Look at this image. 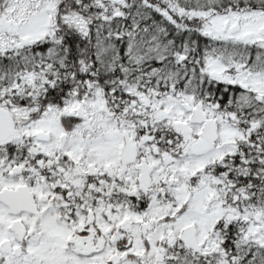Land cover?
<instances>
[{
  "label": "snow or ice",
  "instance_id": "6c2138e0",
  "mask_svg": "<svg viewBox=\"0 0 264 264\" xmlns=\"http://www.w3.org/2000/svg\"><path fill=\"white\" fill-rule=\"evenodd\" d=\"M0 264H264V0H0Z\"/></svg>",
  "mask_w": 264,
  "mask_h": 264
}]
</instances>
